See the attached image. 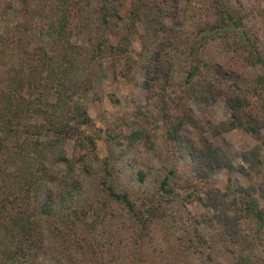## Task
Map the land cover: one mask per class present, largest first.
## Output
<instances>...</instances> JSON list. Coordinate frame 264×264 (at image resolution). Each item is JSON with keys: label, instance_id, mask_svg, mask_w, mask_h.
<instances>
[{"label": "rangeland", "instance_id": "1", "mask_svg": "<svg viewBox=\"0 0 264 264\" xmlns=\"http://www.w3.org/2000/svg\"><path fill=\"white\" fill-rule=\"evenodd\" d=\"M96 1L88 0L81 15H89L90 24L96 21L105 40L119 32L129 33L131 41L125 52L116 50L92 60L85 75H77L89 81L80 90V99L91 121L77 124L81 133L65 142L71 162L66 166L70 180L66 189L75 190L78 200L68 198L62 207L70 218L74 209H85L87 220L97 221L94 238L103 245V259L88 263L264 264V89L252 82L264 77V66L247 53L254 45L264 51V0H146V4L135 0L147 18L141 16L133 25L127 20L132 0H112L122 2L123 21L109 17L105 27L99 24L102 16ZM21 6L22 0H0V34L9 36L10 45L0 41V89L21 64L22 46L29 50L40 46L47 52L55 47L44 34L42 11L29 9L26 14ZM104 6L110 8L108 2ZM231 7L240 26L213 28L216 17L226 16ZM86 31L83 28L71 41L89 45ZM85 52L80 57L86 59ZM197 59L207 62L198 68L200 78L210 85L202 94L190 92L186 77ZM216 78L234 93L247 89L249 109L257 121L254 132L247 127L255 121L245 116L242 126L228 128L234 110L216 88ZM25 91L28 97L35 94L29 87ZM181 113L191 117L192 125L172 131ZM27 120L44 123L40 114ZM190 146L201 151L217 146L233 166L207 168L201 153L188 154ZM256 157L263 160L259 170L252 164ZM1 165L11 171L9 164ZM164 178L168 192L160 184ZM71 181L76 182L73 189ZM108 185L128 193L140 215L148 216L146 207H156L155 217L142 220V233L132 224L141 226L138 214L108 196ZM248 191L251 195H244ZM225 216L228 222L220 224ZM53 248L44 264H87L76 250L68 255Z\"/></svg>", "mask_w": 264, "mask_h": 264}, {"label": "trees", "instance_id": "2", "mask_svg": "<svg viewBox=\"0 0 264 264\" xmlns=\"http://www.w3.org/2000/svg\"><path fill=\"white\" fill-rule=\"evenodd\" d=\"M79 1L81 5H77ZM161 1L167 3L168 0ZM105 2H108L110 8L104 6ZM214 2L219 1L214 0ZM141 3L146 4V0ZM96 4L99 5L102 16L98 18V20L101 18L99 24L104 23L103 27L110 22L109 17L115 16L120 21L123 19L119 12L122 2L98 0ZM129 4L131 9L127 20L132 25L141 16L147 18L146 13H141L137 9L135 0L130 1ZM87 5L88 0H22L20 9L26 14L29 9L42 11L45 20L43 25L47 27L44 34L55 47L51 52H47L40 46H34L32 50L22 46L19 55L21 64L18 69H12L6 78V86L0 89V156H2L0 157V264H44L46 254L49 249L54 250V245L56 248L58 246L62 253L76 250L87 264L92 259L98 263L103 259V245L94 238L97 221L94 219L88 221L86 218L88 211L85 209H74L73 218H70L66 215L65 207H62L69 201L68 198L78 200L75 190L69 193L66 189L70 181H68L69 169L66 166L71 162L67 158L64 146L67 139L81 133L77 124L85 125L91 121L87 108L80 99L82 93L80 90L89 81L77 75L83 72L87 63L92 60L94 63L116 50L125 52L131 39L129 33L118 32L112 34L111 39L105 40L106 35L95 25L96 21L90 24L88 20L90 16L81 15ZM231 9L233 7L225 11L228 16L218 15L217 24H213L212 27L238 28L240 21L233 18ZM83 28H87L86 37L89 45L86 46L71 41ZM161 28V32H165L164 27ZM25 30L27 31L26 25L23 27L24 35ZM0 41L10 46L9 36L0 34ZM82 50L86 51L83 54L86 59L80 57ZM247 53L254 63H261L264 66L262 48L254 45ZM156 57L158 58V54ZM201 62L202 59H197L186 75L192 94H202L210 86L200 78L198 68L207 66V62ZM195 78L198 82L196 85L192 83ZM254 81L264 89V77L253 79L252 82ZM220 83L217 79L214 84L226 94L228 106L234 110V120L228 124V128L242 126L244 116L249 122H254L256 119L251 114L255 112L249 109L247 89H241L244 90V94L234 93L229 85ZM26 87L35 90V94L28 97ZM145 87L150 89V85ZM52 94L55 95L53 101ZM39 114L45 125L43 122L33 123L27 120L28 116ZM173 122L175 124L172 131L180 130L185 124L192 125L191 117L184 115ZM255 123L257 121L247 128L254 132L257 128ZM77 142L82 144V139ZM188 150L191 156L201 153L204 161L202 164L207 168H212V164L229 168L233 166L224 153L217 152L220 151L217 146L210 150L205 146L202 151L190 146ZM1 163L9 164L11 171H4ZM262 163L263 160L258 157L252 162L258 170ZM195 170L199 169L195 168ZM160 184L166 192L170 191L166 188L167 178L161 180ZM70 186L72 189L75 188L76 182L71 181ZM105 188L108 196L123 205L126 211L136 215L137 209L128 193H118L112 185ZM249 194L251 195L249 191L244 192V195L249 196ZM247 207L252 214V209L249 205ZM145 210L148 216L137 213L141 226L132 222L141 229L140 233L145 228L143 222L149 221V216L152 219L157 213L156 207L152 205ZM95 212L97 216H102L101 211ZM257 216L262 217L261 214ZM228 219V216H225L219 223L224 220L228 222ZM132 232L135 233V229ZM73 235L75 239L72 241L68 239ZM134 235L133 245L138 243V234Z\"/></svg>", "mask_w": 264, "mask_h": 264}]
</instances>
